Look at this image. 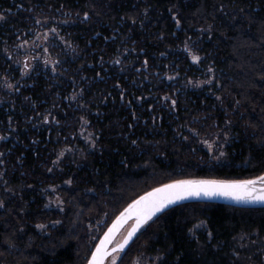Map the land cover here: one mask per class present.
I'll list each match as a JSON object with an SVG mask.
<instances>
[{"label":"trees","instance_id":"obj_1","mask_svg":"<svg viewBox=\"0 0 264 264\" xmlns=\"http://www.w3.org/2000/svg\"><path fill=\"white\" fill-rule=\"evenodd\" d=\"M0 15V53L38 18L70 20L67 44L54 50L59 74L39 67L0 104L10 134L0 182L14 190L0 195V264H86L108 225L149 190L264 175V0H0ZM203 69L215 73L212 89L184 86ZM84 118L95 147L57 166ZM223 127L229 162L202 165L200 139ZM52 186L62 210L46 209ZM251 232L264 236V208L184 204L150 221L118 264L141 252L162 255L160 264H234L235 238Z\"/></svg>","mask_w":264,"mask_h":264},{"label":"rangeland","instance_id":"obj_2","mask_svg":"<svg viewBox=\"0 0 264 264\" xmlns=\"http://www.w3.org/2000/svg\"><path fill=\"white\" fill-rule=\"evenodd\" d=\"M37 21H39V23H37ZM37 21L36 26L31 33H26L22 38L20 37L16 40L18 44L13 49L5 48V50H3L4 52L0 53V58H5V60L3 59L4 63L9 62L10 65L9 68L3 63L4 68L1 66L0 69L1 105L4 103H10L11 95L16 92L15 90L19 81L26 79L31 72L39 69V67L43 70L50 71L53 75L59 74L61 70L60 62L57 58L60 55L54 54V50L67 44L65 42L66 37L62 34L63 31L61 25H67L70 20L57 17L53 19L38 18ZM187 48L192 51L191 44H188ZM192 55L199 56L196 53ZM192 63L195 65L199 64L194 63L193 60ZM16 71L18 72L19 77L11 74ZM190 81H186L188 84H185L186 82L183 81L185 84L184 86H189L190 88L196 87L199 90L209 86L212 89L216 84V76L214 71L203 69L197 78L191 79ZM209 81H211V83H209ZM78 100L79 99L76 98L73 103ZM45 119H52L51 123L53 124V119L55 118H53L52 115L44 116L41 121ZM42 124L44 127L48 128L50 122L45 120ZM77 135L79 141H76L72 145H66L58 151L56 160L57 166L61 161L80 163L84 161L87 151H90L95 147V135L88 127L85 118L79 126ZM0 137L3 138L0 139L1 144L3 140L9 139L10 134H2L0 130ZM229 145L230 131L224 127L201 138L199 142L201 155H198L199 159L202 160L200 163L202 165H208L209 167L212 165H223L228 163L229 159L227 152ZM221 153H223V155H221ZM3 157L4 154L0 151V180H2L5 171L3 167L5 166ZM13 193L14 190L10 186H6L5 183L2 184L0 182V195L7 196ZM63 206V200L60 197L59 188L57 186H52L47 189L46 209L62 210ZM100 222L101 220L90 224V235L94 241H96L101 234L99 233ZM202 225L199 229L203 228ZM130 227L131 224L123 230L117 243L123 240ZM233 254L235 257L234 264H264V236L259 235L257 232L245 233L237 236L235 238ZM120 258L121 255L119 253L115 254L110 264H113V261H115V264H118ZM162 259L163 256L160 254L141 252L135 256L130 264H160Z\"/></svg>","mask_w":264,"mask_h":264},{"label":"snow or ice","instance_id":"obj_3","mask_svg":"<svg viewBox=\"0 0 264 264\" xmlns=\"http://www.w3.org/2000/svg\"><path fill=\"white\" fill-rule=\"evenodd\" d=\"M5 17L0 15V21ZM39 23V21H37ZM194 63H199L200 57L192 55ZM119 63V61H117ZM147 63V61H145ZM211 71V69H209ZM211 83V81H209ZM175 105V101H172ZM0 139H3L0 137ZM223 155V153H221ZM260 185V187H257ZM216 196L228 197L240 203H262L264 204V176L259 177L257 180H247L240 182H217V181H177L173 184L164 185L161 188L154 189L142 196L139 200L135 201L132 205L125 210L124 213L118 218L117 223L113 229L105 236V240L100 248H97L96 253L92 255L89 264H104V259L111 253L108 251L106 245L113 238V233L116 228L121 226L129 219L135 220V226L128 233L124 242L118 245L113 252H121L124 247L129 243L132 236L140 229L142 225L147 224L159 212H163L170 205H174L180 201L190 198H213ZM4 205L0 203V208ZM201 224L195 225L191 230L195 231L196 228L201 227ZM43 230L44 225H38ZM211 235V233H209ZM115 264V261H113Z\"/></svg>","mask_w":264,"mask_h":264},{"label":"water","instance_id":"obj_4","mask_svg":"<svg viewBox=\"0 0 264 264\" xmlns=\"http://www.w3.org/2000/svg\"><path fill=\"white\" fill-rule=\"evenodd\" d=\"M264 176V175H263ZM259 178V177H258ZM258 178L255 179H249V180H257ZM180 181H217V182H240V181H247V180H236V181H220V180H212V179H191V180H180ZM177 181L174 182H170L167 184H173ZM164 184V185H167ZM164 185L158 186L156 188H153L151 190H149L148 192L142 194L141 196H139L138 198H136L133 202H131L127 207H125L117 216L116 218L108 225V227L106 228V230L103 232V234L100 236V238L97 240L86 264H89V261H91L92 259V255L94 253H96L97 248H100L102 243L105 240V236L109 233L110 229H113V226L117 223L118 218L121 216L122 213L125 212L126 209H128V207L130 205H132L135 201L139 200L142 196H144L145 194L152 192L154 189L157 188H161ZM257 187H260V185H257ZM189 203H209V204H222V205H228V206H233V207H238V208H244V209H259V208H264V204L262 203H243V202H236L235 200L228 198V197H223V196H216L213 198H207V197H203V198H190V199H186L184 201H180L174 205H170L168 208H166L163 212H159L157 213L153 218H156L158 215L174 208L180 205H184V204H189ZM150 220V221H152ZM149 221V222H150ZM148 222V223H149ZM147 223V224H148ZM131 224V227L129 229V231L127 232L126 236L123 238V240L119 243H117L121 233L123 232V230L129 225ZM142 225L140 227V229L132 236L131 240L129 241V243L124 247L123 251L121 252H113L112 250L115 249L118 245L122 244L124 242V240L127 238L128 233L131 231V229L135 226V220L134 219H129L126 222H124L121 226H119L118 228H116L115 232L113 233V238L111 239V241L106 245L108 251L111 253L110 255H108L105 259H104V264H110L113 257L115 256V254L119 253V254H123L129 247L130 245L133 243V241L135 240V238L137 237V235L139 234V232L147 225Z\"/></svg>","mask_w":264,"mask_h":264}]
</instances>
